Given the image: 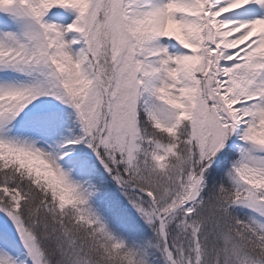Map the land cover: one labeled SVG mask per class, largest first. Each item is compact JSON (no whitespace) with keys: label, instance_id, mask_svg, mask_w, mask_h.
<instances>
[{"label":"snow or ice","instance_id":"snow-or-ice-1","mask_svg":"<svg viewBox=\"0 0 264 264\" xmlns=\"http://www.w3.org/2000/svg\"><path fill=\"white\" fill-rule=\"evenodd\" d=\"M0 264H264V0H0Z\"/></svg>","mask_w":264,"mask_h":264}]
</instances>
